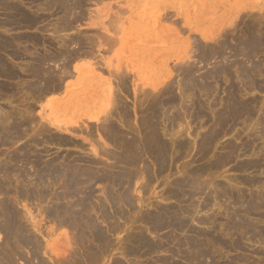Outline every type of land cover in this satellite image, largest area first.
Segmentation results:
<instances>
[{
    "label": "rangeland",
    "instance_id": "obj_1",
    "mask_svg": "<svg viewBox=\"0 0 264 264\" xmlns=\"http://www.w3.org/2000/svg\"><path fill=\"white\" fill-rule=\"evenodd\" d=\"M11 1L16 2V0ZM17 1L20 5L17 2L15 5H18L20 9L22 6L23 12L30 19L32 18L33 22L25 24L24 27L21 25L22 28H19L17 22L14 21L16 17L10 19V14L7 17L3 14L5 12L0 10V41L7 42L9 40L7 43L17 54H12L11 49L9 51L5 48L2 49L1 45L0 56L5 61L4 63H7V67H10L8 70L14 68L11 71L16 73L19 68L20 70L23 68L22 72L17 71V79H14L16 77L11 78L12 81L0 76V79H6L0 80V84L3 85L1 83L3 81L8 89V91L4 89L6 92L2 91V95H0V117L2 114L21 115L23 116L21 120L24 121L30 115L31 117H29L33 118V123L30 125L34 129L28 124L22 123L24 126L21 124L20 129L23 127L26 129V131H22L24 137L20 141H15V144L11 143L6 147L0 146V164L6 162L4 155L17 154L20 148L24 154L21 159L25 164L19 163L18 166L24 168L27 166V170H25L31 174L32 163H36L38 167V155L42 162H49L53 159L61 161L65 155L81 156L88 160L89 156L92 157L89 151L91 144L97 149L98 145H104L105 150L119 154L120 149L107 139V135H104L105 133L102 131L103 128L100 129L101 124L97 122L89 125L88 121H85L86 115H83L103 117L102 108L91 105L83 98L88 97L90 101L94 100L93 102L97 103L99 99H102L99 91L103 88L106 89V86L107 89L117 86L118 98H120L119 107L128 108L126 114L121 112L118 117L114 116V120H112L114 127L118 126L116 129L127 140L130 137L141 138L144 135L146 137L143 139L146 140L149 135V131L146 130L154 128L155 132H158L156 133L157 139L162 140L158 139L162 142V149L161 151L156 148L146 150L149 156L146 155V152L144 156H141L140 159L136 158L134 161H131L132 157L122 151H120L124 154L122 162L116 163L114 159H108L102 155L95 157L98 164L91 165V169L98 175L110 174L111 178L119 179L120 176L124 178L125 173L134 174L130 184L124 182L120 186L121 188L111 186L112 184L108 183L111 181L110 179L106 180L108 184L103 181L88 185V188L90 186L89 189L93 190L94 196L91 204L100 205V207L102 205L101 208L104 207L103 209L107 212L104 211V213L109 216H104L105 219L99 218L97 207L91 205L96 211L89 210L90 215L93 217L96 213L99 214H96L93 219L96 220L99 230L108 237L110 243V245H106V247L108 246L107 249L105 247L106 250L103 249L104 255L102 253L96 263L89 261L85 254L86 248L92 246L93 249L95 244L86 243V240L80 242L77 232L69 228L67 224H63L62 219H48L46 216L43 218V212L40 213L42 217L38 215V208L45 207L47 209L50 205V207H54L55 201L54 199L44 200L46 206L45 202L42 203L43 206L41 203L39 204L41 206L38 205L34 197L40 187L34 185L35 172H33L32 178L29 176L31 174H28V178L30 177L28 180L33 182L27 180L26 184L20 179L19 181L17 177L1 175L0 183L2 184L0 186L2 185L1 187L5 191V198L0 195V200L5 199L8 203L10 202L9 204L16 211L17 220L23 226L26 236L32 241L31 246H21L23 249H16L17 252L14 254H18L17 257L20 258L19 261L16 260L15 264H27V262L28 264H38V260L41 261V264H115L114 262H118L116 264H161L164 259H172L170 251L179 254L182 252L183 256L184 254L186 257L189 256L187 253H192L193 240L195 245L203 249L206 248L211 253L210 255H213L214 262L217 264H226L225 261L229 262V260L238 258L241 262L232 264H264V259H260L264 254V241L263 238H259L261 237L259 234L264 232V137L262 138L261 135V131H264V0H56L55 5L51 7L48 5L49 0ZM75 1L80 2L81 16L73 20L75 18L73 14H66L62 7L66 4H68L67 6L74 4ZM7 2L9 1L7 0ZM78 12L76 11L77 14ZM77 14L76 16H78ZM65 21H72L71 26L66 27L67 30L62 27ZM249 32L258 37L260 47L257 48L261 49L257 50L256 47L250 49L249 57L251 59L243 55L244 50L240 43L245 41V35ZM202 35H205L206 39L201 37ZM24 37L26 38L24 39ZM70 37H75L76 40L75 44L70 46V50H74L76 54L79 51L76 55L78 57L75 58L74 55L72 58L68 69L71 73L70 76L63 78L58 91L49 92L43 98L38 99V91H36L38 89L29 87L34 84L38 87V78L34 79L29 74V68L31 69L35 65H33L35 56L37 58V56L55 55L58 51H56L59 46L58 40H63V38L67 40ZM3 38L7 40H3ZM21 39L22 41H19ZM37 39H39L38 44L36 43ZM109 39L111 40L109 41ZM50 43L52 46L49 45ZM254 49H256L255 52ZM217 51L218 54H215ZM74 59L76 60L74 61ZM48 65L54 73H59L60 67L58 66H61V61ZM82 65L86 67L89 65L91 69H94V72L90 76L88 74L85 77H79L76 72H73V67ZM242 67L249 73L246 77L243 75ZM255 67L258 68L254 69ZM121 74L123 77L120 76ZM211 75L214 78H211ZM162 76H165V79H162ZM31 78L34 81H31ZM66 86L69 88V95H66L68 91ZM160 86L168 87H164L165 94L163 92L162 95H155L156 91L154 92L153 88L158 89ZM21 87H24V90ZM25 87L29 89H25ZM147 90L149 93H154L153 96L151 94L149 96ZM3 92H5L4 96ZM147 94L148 97H146ZM230 96L231 99L234 98V102H231ZM70 97L71 103L65 104L66 99ZM98 97L100 98L98 99ZM49 101H54V104L46 107L45 105ZM57 103L62 104L56 105ZM154 103L157 104V108L161 106L162 109L160 107L158 111H155L154 117L150 118V111H152L150 108ZM28 110L30 111L28 112ZM157 112L163 116L160 113L157 115ZM40 117L56 123L68 122L67 126L76 125L78 122V126L80 125L83 130L86 125L88 129L84 133L72 134L49 127L53 136L66 139L68 144L54 145L43 142L39 145V148L42 149L38 150V131L36 130H38ZM143 119L147 120L148 124ZM123 125L125 126L123 127ZM135 131L142 133L138 132V135ZM85 132H89L90 135L87 136ZM25 133L27 134L25 135ZM41 137L45 138V135ZM34 139H37L36 142H32ZM160 152L167 156L163 155L165 157L163 158ZM154 153L157 154L154 156ZM160 155L163 159H159ZM1 158H4L3 162ZM55 160L53 161L57 164L59 161ZM161 160H166V162ZM127 162L128 164H126ZM207 184L208 186H206ZM46 186L48 187L45 188ZM46 186L40 189H46L45 192L54 194L62 192L60 180L54 182L53 185ZM20 187L32 192L33 195L29 200L16 197V192L13 191ZM189 187L195 191L196 188H199V191L192 193L193 190ZM123 189L126 191L124 192ZM127 192L129 193L128 197L133 199L132 207L128 206L120 196V193ZM105 193L106 195L111 193L116 198L114 206L108 205ZM6 194L9 196L7 197ZM202 204L205 207H202ZM197 205H201L202 208L198 206L199 209L196 210ZM247 205L251 207L250 212L245 209ZM45 208L41 211H44ZM165 208L175 210L174 213L178 216L181 212L182 219L178 220L182 221V223L179 222L181 226L183 225L182 227L177 219H175V223L174 219H169L170 214L167 215L169 211L167 212L168 209ZM191 208H194L196 212L191 211ZM188 209L190 213L189 211L185 213ZM232 209H239L238 212L242 219H231V217L227 219L226 211L231 212ZM30 213L32 216L29 215ZM187 214L192 218L193 214L194 217L197 215L200 219L196 217V219H190L191 217ZM157 215L163 219L158 221L160 219H155ZM156 220L159 224L162 222L164 225L158 224L161 228L158 227ZM240 220H243L245 226L247 225L246 229L235 227L236 230H226V225H232L234 222L233 225H237ZM61 222L62 224H60ZM176 224L181 230L176 228ZM196 235L200 236L196 237ZM143 240H146L145 243ZM178 240L188 243L191 240L192 242L189 243L190 245H186L187 242H184L179 247L178 244H174L178 243L176 242ZM211 240L216 243H211ZM74 242L79 244H74ZM81 244L82 246H78ZM86 244L88 247L85 246ZM142 244L147 248L141 246ZM184 244L186 246H183ZM188 245L191 247L189 248ZM4 246L6 247L3 242V234H0V249L10 253L11 251H7L8 248ZM130 247L131 250H135L137 253L139 250L142 254L140 252L134 255L122 254V251L129 250ZM95 248L94 250L98 251ZM178 248H181V251ZM86 258L89 262H85ZM174 258L173 262L176 264H193L191 260L190 263L187 261L188 258Z\"/></svg>",
    "mask_w": 264,
    "mask_h": 264
},
{
    "label": "bare ground",
    "instance_id": "obj_2",
    "mask_svg": "<svg viewBox=\"0 0 264 264\" xmlns=\"http://www.w3.org/2000/svg\"><path fill=\"white\" fill-rule=\"evenodd\" d=\"M9 2H7V0H0V10H2L3 12H5V13H3V14H5L7 17H8V15L10 14L11 16L9 17L10 19H14L15 17V19L16 20H14V21H16V22H13L14 24L16 23L17 24V26H19V28L21 27V25H23V27L25 26V24H27V23H30L32 20V18L30 19V17L29 16H27L23 11L24 10H22L23 9V7L21 6V8L22 9H20V7L18 6V5H15L16 4V2H17V4H19L20 5V3H18V1L16 0V2L14 1H11V0H8ZM32 1V0H31ZM56 0H49V2H48V5L51 7V6H53V5H55V2ZM58 1V0H57ZM74 1V0H73ZM77 1H80V0H77ZM77 1H75V3L74 4H69V6H67L68 4H66L65 6H61L63 9H64V11H65V13L67 14H69V15H72L73 14V17H75L73 20H75L76 18H78L79 16H81V12H80V6H79V3L77 2ZM11 2H13V3H11ZM21 2V1H20ZM26 2V1H25ZM27 3V2H26ZM44 3V2H43ZM61 3V2H60ZM63 3V2H62ZM22 4V3H21ZM64 4V3H63ZM62 4V5H63ZM23 5V4H22ZM48 5H46L47 7H48ZM61 5V4H60ZM25 6V5H24ZM49 7V8H50ZM60 7V8H61ZM53 8V7H52ZM78 10H79V12H78ZM51 11V10H50ZM76 11L78 12V14L76 13ZM7 13V14H6ZM76 14L78 15V16H76ZM75 15V16H74ZM12 17V18H11ZM93 17V16H92ZM166 17V16H165ZM8 18V19H9ZM7 19V18H6ZM34 20V19H33ZM66 20V19H65ZM162 20V19H161ZM1 21V20H0ZM8 21V20H7ZM13 21V20H12ZM63 21V20H62ZM4 22V21H3ZM33 22V21H32ZM66 22V21H65ZM64 22V24H63V29H64V27L66 28V27H70L71 25L70 24H72V21H69V22H66L65 23ZM73 23H74V21H73ZM3 24V23H2ZM6 24V23H5ZM35 24V23H34ZM3 26H6V25H3ZM11 26V25H10ZM30 26V25H29ZM33 26V25H32ZM32 26H30V27H32ZM74 26V25H73ZM250 26V25H249ZM263 26V25H262ZM28 27V26H27ZM22 28V27H21ZM45 29H46V27H45ZM47 29H49V28H47ZM68 28H66V30H67ZM59 30V29H58ZM55 31V30H54ZM94 31V30H93ZM65 35V34H64ZM3 36V35H2ZM82 36H84V35H82ZM205 35H202L201 37H203V38H205L204 37ZM246 38H245V41L243 40L242 42H240L241 43V45H242V47H243V49L242 50H244L243 52V55H245V56H247V57H249L250 56V49H252V48H257L258 46L260 47V41H259V39H258V37H256L253 33H246ZM244 36V37H245ZM35 37V36H34ZM63 37V36H62ZM61 37V38H62ZM102 37V36H101ZM1 38V37H0ZM15 38H16V36H15ZM26 37H24V39H25ZM50 38H52V37H50ZM75 37H70V39H67V40H64V38H63V40L62 39H59L58 40V42H59V46H58V48L56 49V51H57V53H55V55H51V56H37V58H36V56H35V60L34 59H32V60H34L35 62H33V68L31 67V69L29 68V70H30V73L29 72H27V73H29V74H31L32 75V77H34V79L36 78H38V87H37V85L36 84H34L33 86H29V87H31V88H33V89H38V90H36V91H38V99H40V98H43L47 93L49 94V92H53L54 90L56 91H58V87L60 86V83L62 82V80H64L63 78L65 77H67L68 75L70 76V71L68 70L69 68H70V64H71V62H72V58L74 57V55H75V58H77L76 57V55H78V52H77V54H76V52L74 51V50H70L71 48H70V46H72V45H74L75 44V42L74 41H76L75 39H74ZM107 38V37H106ZM110 38V37H109ZM31 39V38H30ZM206 39V38H205ZM3 40H7V39H4L3 38ZM15 40V39H14ZM27 40V39H26ZM34 40H35V38H34ZM38 41H36V43L37 42H39V39H37ZM54 40H55V38H54ZM111 39H109V41H110ZM2 41V40H1ZM0 41V42H1ZM9 41V40H8ZM7 41V42H8ZM19 41H22V39L21 40H19ZM48 41V40H47ZM247 41H248V43H247ZM3 42V43H2ZM1 43H0V46L2 47V49L3 48H5V49H8V51H9V49H11V47L9 46V44L6 42V41H2ZM25 42V41H24ZM91 42V41H90ZM93 42V41H92ZM22 43V42H21ZM36 43H34V44H36ZM115 43V42H114ZM19 44V43H18ZM38 44V43H37ZM96 44V43H95ZM247 44V45H246ZM49 45H51V43L49 44ZM111 45H113V44H111ZM226 45V44H225ZM20 46V45H19ZM18 46V47H19ZM22 46V45H21ZM52 46V45H51ZM81 47V46H80ZM218 47V46H217ZM220 47V46H219ZM227 47V46H226ZM93 48V47H92ZM222 48H224V45H222ZM1 49V50H2ZM4 49V50H5ZM221 49V48H220ZM227 49H231V48H227ZM259 48H257V50H258ZM12 50V49H11ZM237 50V49H236ZM255 50L256 49H254L253 51L255 52ZM259 50H261V49H259ZM12 52V54H14V55H17L13 50L11 51ZM21 52V51H20ZM44 52V51H43ZM42 52V53H43ZM257 52V51H256ZM41 53V54H42ZM89 53V52H88ZM44 54V53H43ZM215 54H218V51H217V53H215ZM219 55H220V53H219ZM243 57V56H242ZM0 59H2L1 58V56H0ZM5 59V58H4ZM14 59V58H13ZM16 59V58H15ZM14 59V60H15ZM19 59V58H18ZM248 59H251L250 57L248 58ZM76 59H74V61H75ZM78 60V59H77ZM80 60V59H79ZM245 60H246V58H245ZM58 61H61V66H58V67H60V69H59V73L58 74H56V73H54V71L52 70V68L51 67H49V65L48 64H52V63H56V62H58ZM249 61V60H248ZM5 61L2 59V60H0V76H3V77H5V78H7V79H9V80H11L12 81V79L11 78H14V77H16V78H14V79H17L18 78V72L17 71H19L20 70V68H19V70H17L16 71V73H15V71L13 72V71H11V69L13 70L14 68H11L10 70H8V68H10V67H7L8 65H6L5 63H4ZM239 62V61H238ZM250 62V61H249ZM13 63V62H12ZM10 64V63H9ZM30 64H31V62H30ZM184 65V64H183ZM13 66V65H12ZM252 66H253V64L251 65V68H252ZM46 67V68H45ZM47 67H49V68H47ZM86 66L85 65H82V66H79V67H76V66H74L73 67V72H76L77 74H78V76L79 77H85V75H88V76H90V74H92L93 72H94V69H91L90 68V66L88 65L86 68H85ZM244 67V66H243ZM242 67V69H243V75H244V77H246V75H249V73H247V71L244 69ZM26 68V67H25ZM50 68H51V70H50ZM258 68V67H257ZM256 67L254 68V69H257ZM241 69V68H240ZM242 69H241V71H242ZM253 69V70H254ZM16 70V69H15ZM22 71H23V68L21 69ZM20 70V71H21ZM28 70V69H27ZM97 70V69H96ZM225 70V69H224ZM21 71V72H22ZM194 71V70H193ZM255 72H256V70H255ZM259 72V71H258ZM54 73V74H53ZM20 74V73H19ZM22 74H24V73H22ZM26 76H27V74H26ZM30 76V75H29ZM120 76H122L123 77V75L121 74ZM212 76V75H211ZM210 76V77H211ZM238 76V75H237ZM165 77V76H164ZM163 76H162V79H165ZM193 77V76H192ZM5 78H2L3 80H6ZM89 78H91V77H89ZM117 78H118V75H117ZM117 78H116V80H117ZM121 78V77H120ZM211 78H214L213 76L211 77ZM228 78V77H227ZM249 78V77H248ZM2 79H0V80H2ZM13 79V80H14ZM20 79V78H19ZM119 79V78H118ZM250 79V78H249ZM8 80V81H9ZM33 79L31 78V81H32ZM187 80H190V79H187ZM208 80H209V77H208ZM241 80V79H240ZM244 80V82H245V79H243ZM34 81V80H33ZM126 81V80H125ZM192 81V80H191ZM250 80H248V82H249ZM6 82V81H5ZM36 82V81H35ZM189 82V81H188ZM251 82V81H250ZM3 85H1V88H0V95H2V91H5L4 89H7L6 87V83L4 84L3 83V81L1 82ZM118 83H119V81H118ZM26 84H28V83H26ZM25 84V86H27ZM120 84V83H119ZM204 84V83H203ZM251 84V83H250ZM7 85H8V83H7ZM23 85H24V83H23ZM114 85V84H113ZM185 85V84H184ZM22 86V85H21ZM35 86V87H34ZM121 86V85H120ZM162 86H163V84H162ZM162 86H160V88L162 87ZM168 86V85H167ZM167 86H164L165 88L167 87ZM245 86V85H244ZM8 87H9V85H8ZM28 87V86H27ZM164 87H162L161 89L160 88H156V87H154L153 88V91L155 92L156 91V93H155V95L156 94H161V93H163L166 89L164 88ZM190 87V86H189ZM204 87H206V86H204ZM11 88V87H10ZM10 88H9V90H10ZM12 88H13V86H12ZM11 88V89H12ZM20 88V87H19ZM18 88V89H19ZM22 88V87H21ZM24 88V87H23ZM22 88V89H23ZM168 88V87H167ZM185 88V87H184ZM207 88V87H206ZM247 88V87H246ZM25 89H29V88H26L25 87ZM66 89L68 90L67 91V94L66 95H69V93H70V91H69V88H68V86H66ZM193 89V88H192ZM191 89V90H192ZM232 89V88H231ZM13 90V89H12ZM24 90V89H23ZM31 90V89H30ZM29 90V91H30ZM189 90V89H188ZM7 91H8V89H7ZM11 91V90H10ZM32 91V90H31ZM35 91V90H34ZM148 91V90H147ZM199 91V90H198ZM6 92V91H5ZM5 92H3V96H4V93ZM23 92H25V91H23ZM100 92V95H101V97H102V99L100 100L99 98L100 97H98V102L97 103H95V102H93V101H90V99L87 97V98H83V99H85V100H87L91 105H93V106H95V105H97L99 108H102V113H103V117H98V116H96V115H90V114H83V115H86L85 117H86V120L85 121H88V124L89 125H92V124H95V123H97V122H99L101 125H100V129L101 128H103V132L105 133L104 135H107V139L112 143V144H114L115 146H117V148L118 149H120V151H122V152H124L125 154H127L128 156H130V157H132V160L131 161H134L136 158L138 159H140V157L141 156H144V153H146L147 151L146 150H149V149H152V148H156V149H158L159 151H161V149H162V142H160L158 139H160V138H158L157 139V134L156 133H158V132H155V129L154 128H150V130H146V131H149V135H148V138H146V140L145 139H143V137L145 138L146 137V135H144V136H142L141 138H135V137H130V139L128 138V140L126 139V137L125 136H123V134L122 133H120V131H118L116 128H118V126L115 128L114 127V125L112 124V120H114V116H116V117H118V115H120L121 114V112H124L125 114H126V110H128V108L127 107H119V105H120V101H119V99L120 98H118V95H119V93H118V88H117V86L116 87H109L108 89H107V86H106V89H102L101 91H99ZM54 93V92H53ZM147 93V92H146ZM167 93V92H166ZM204 93V92H203ZM206 93V92H205ZM209 93V92H208ZM144 94V93H143ZM148 94H149V96H150V94L153 96V94L154 93H149V91H148ZM148 94H147V96L146 97H148ZM164 94H165V92H164ZM96 95V94H95ZM95 95H93V96H95ZM154 95V96H155ZM162 95V94H161ZM2 96V97H3ZM158 96V95H157ZM166 96V95H165ZM233 97H234V95H232ZM67 97V96H66ZM156 97V96H155ZM159 97V96H158ZM26 98V97H25ZM230 99H231V96L229 97ZM228 98V99H229ZM93 99V98H92ZM152 99V98H151ZM154 99V98H153ZM169 99H171V98H169ZM71 97L70 98H68V99H66V101L64 102L65 104H67V103H71ZM149 100V99H148ZM163 100V99H162ZM167 100V99H166ZM197 100V99H196ZM200 100V99H199ZM233 100V101H232ZM153 101H155V100H153ZM171 101V100H170ZM100 102V103H99ZM231 102H234V98L233 99H231ZM236 102V101H235ZM30 103V102H29ZM140 103V102H139ZM167 103H168V100H167ZM31 104V103H30ZM52 104H54V101H49L48 103H47V105H45L46 107H48V106H50V105H52ZM58 104H62V103H57L56 105H58ZM138 104V103H137ZM142 104V103H141ZM229 104V103H228ZM234 104V103H233ZM235 104H237V103H235ZM159 105H161V104H159ZM230 105H231V103H230ZM229 105V106H230ZM28 106V105H27ZM226 106V105H225ZM228 106V105H227ZM161 107V106H160ZM159 106H158V108H157V104L156 103H154L153 105H152V107L150 108V110H152V111H150V118L152 117H154V113H155V111H158L159 110V108H160ZM125 108H127V109H125ZM146 108V107H145ZM28 109V108H27ZM54 109H55V106H54ZM160 109H162V107L160 108ZM164 109V108H163ZM120 110V111H119ZM30 110H28V112H29ZM143 111V110H142ZM162 111V110H161ZM164 111V110H163ZM17 112V111H16ZM229 112V111H228ZM12 113V112H11ZM144 113V112H143ZM158 113H160V112H157L156 114L158 115ZM9 114V113H8ZM17 114V113H16ZM19 114V113H18ZM164 114V113H163ZM0 115H1V113H0ZM123 116H124V114H122ZM156 115V116H157ZM160 115H162L161 113H160ZM27 116V115H26ZM30 116V115H29ZM29 116H27V118L23 121V120H21L22 118L21 117H23V116H21V115H17V116H15V115H13V114H9V115H3L2 114V116L0 117V146H3V147H6L8 144L10 145L11 143L13 144L15 141L17 142V141H20L21 140V138L22 137H24V134L22 133V131L24 132V131H26V129L24 128H22V129H20V126H21V124L23 123H25L26 125L28 124V125H30V124H32L33 122H32V119L29 117ZM163 116V115H162ZM130 117V116H129ZM161 117V116H160ZM124 118V117H123ZM128 118V117H127ZM133 118V117H132ZM147 118H149V117H147ZM143 120H145V119H143ZM83 121V120H82ZM81 121V122H82ZM93 121V122H92ZM145 121H147V120H145ZM144 121V122H145ZM150 121H151V119H150ZM153 121V120H152ZM116 122V121H115ZM155 122V121H154ZM68 122H66V123H64V124H62V123H56V122H54V121H50V120H45V119H43L42 117H40V121H38V130H36V131H38L37 133H38V150H41L40 148H39V145L41 144V143H43V142H45V143H52V144H54V145H65V144H68V142H66V139L64 140V139H61L60 137H56V136H53L51 133H50V131H49V127H52V128H54L55 130H57V131H63V132H68V133H72V134H78V133H84V131L86 130V129H88V126L86 125L84 128H85V130H83L81 127H80V125L78 126V122L76 123V125H66ZM80 123V122H79ZM121 123V122H120ZM156 123V122H155ZM154 123V124H155ZM22 124V126H24ZM47 126H46V125ZM130 124V123H129ZM138 124V123H137ZM145 124V123H144ZM147 124H148V121H147ZM154 124H153V126H154ZM34 125V124H33ZM141 125V124H140ZM156 125V124H155ZM31 126V128H33L32 127V125H30ZM99 126V125H98ZM125 125H123V127H124ZM139 126V125H138ZM147 126H149V127H151L152 125H147ZM258 126V125H257ZM127 127V126H126ZM146 127V126H145ZM149 127H147V128H149ZM91 128V127H90ZM120 128V127H119ZM147 128H145V129H147ZM34 129V128H33ZM37 129V128H36ZM140 129V128H139ZM145 129H143V130H145ZM134 131V130H133ZM160 131V130H159ZM32 132V131H31ZM92 132V131H91ZM135 132H137V131H135ZM139 132V131H138ZM137 132V133H138ZM161 132V131H160ZM36 133V134H37ZM86 133V132H85ZM125 133V132H124ZM140 133V132H139ZM139 133H138V135H139ZM142 133V132H141ZM140 133V134H141ZM27 133H25V135H26ZM34 134V133H33ZM127 134V133H126ZM29 135H30V133H29ZM28 135V136H29ZM45 135V138H43V137H41V136H44ZM86 135L87 136H89L90 135V133L89 132H87L86 133ZM103 135V136H104ZM128 135V134H127ZM161 135V134H160ZM261 135H262V138L264 137V131H261ZM33 135H31V137H32ZM102 136V137H103ZM164 136V135H163ZM31 137H30V140H31ZM41 137V138H40ZM125 137V138H124ZM137 137V136H136ZM33 138V137H32ZM26 139V138H25ZM28 139V138H27ZM23 140V139H22ZM33 140V139H32ZM37 140V139H36ZM36 140L34 139V141H32V142H36ZM161 140V139H160ZM162 141V140H161ZM23 142V141H22ZM88 142H90V140H88ZM109 142V143H110ZM99 143V142H98ZM15 144V143H14ZM17 144V143H16ZM113 145V146H114ZM76 146V145H75ZM165 146H166V143H165ZM13 147V146H12ZM46 148V147H45ZM10 149V148H9ZM19 149V148H18ZM122 149V150H121ZM179 149H181V148H179ZM89 151H90V153H91V155H92V157H90L89 156V158H88V160H87V158H83V157H72V156H68V155H65V156H63L62 157V160L60 161V160H55V159H53V160H55V161H59V162H57V164L53 161V160H50L49 162L48 161H41V159L39 158L40 156L38 155V167L36 166V163H32V165H31V168L33 169L32 170V174H33V172H35V179L33 180L35 183H34V185L36 184L38 187H42V188H44V186H46V185H48V184H52L53 185V183L54 182H56L57 180H60V182H61V187H62V192L60 193V194H54V193H50V192H45V190H43V189H38V193L36 194V196L38 197H34V198H36L35 200L38 202V205L41 203V205H42V203H44L45 202V206L47 205L46 204V201H44V200H52V199H54V201H55V203H53L52 205L54 206V207H50L51 205L48 203V202H50V201H48L47 203L50 205V206H48L49 208H45V210L43 211H41V209H44V208H42V207H40V208H38V215L40 216L41 214H42V212H43V215H44V217L43 218H45V216L48 218V219H62L61 221L63 222V224H67V226L69 227V228H71L72 230H75L76 232H77V237H78V240L80 241V242H82L83 240H86V243H88V242H90V243H93V244H95V247L98 249V251H95L94 250V248L92 249V246H91V244H89L91 247H88L87 246V244L85 245V246H87L88 248H86V247H84V248H86V256H87V258H89V261H91V262H97L98 261V259H100L101 257V255H102V253L104 252L103 251V249L104 250H106L107 249V247H106V245H110V243H109V241H108V237L106 236V235H104L102 232H101V230H99V226H98V224L96 223V220L95 219H93V217L97 214H95L93 217L90 215V213L91 212H89V210H93V207L92 206H94V207H97V211L99 212V214H97V215H99V218L101 217V218H104V216H107L106 215V210L105 209H103V208H101L102 207V205H101V207H100V205H98V206H96V205H92L91 203H92V198H94V196H93V193H92V191L93 190H90L89 188H90V186H89V188H88V185L89 184H92V183H94V184H96V183H102L103 181H105L106 183H107V181L106 180H108V179H110L111 181L110 182H108L109 184H112L111 186H115V187H120V186H122L123 185V183L124 182H127L128 183V185L130 184L129 182L134 178L133 177V175H131V173L129 172L128 174H126L125 173V177L124 178H122V176H120V175H118V176H120L121 178H111V175L109 174V175H107V174H100V175H98L97 174V172H94L91 168H92V166L94 165V164H98V161H96L95 160V157L97 156H100V155H102V156H104V157H107L108 159H114L115 161H116V163L117 162H122V159L124 160V154L122 153V152H120L119 151V154H117V153H112V152H110V151H107V150H105V146L103 145V146H101V145H98V149L96 148V147H94L92 144H91V147L89 148ZM155 152H156V150H154ZM158 151V152H159ZM166 151V150H165ZM164 151V152H165ZM173 151V150H172ZM182 151V150H181ZM163 152V151H162ZM162 152H160V154L162 153ZM151 153V152H150ZM15 153H13V155H9V156H7V155H4V157L6 156V159H4L6 162H3V159H2V162H3V164L0 166V176L1 175H4V176H13V178L14 177H17L18 178V180L20 179L21 180V182H23L24 184H26V181L32 176L33 177V175L31 174V173H28V171H26L27 169V166H26V168H24V167H22V166H18V164L20 163V164H25V163H23L24 161L21 159V157H23L24 156V154L22 153V149L20 148L19 150H18V152H17V154H15ZM23 154V155H22ZM155 154H157V153H154V156H155ZM30 155V154H29ZM146 155L147 156H149L148 155V152L146 153ZM159 155V154H158ZM162 155V157H163V155L165 156V153L164 154H161ZM161 155H160V158L159 159H163V158H165V157H161ZM59 156V155H58ZM150 156H152V155H150ZM148 158V157H147ZM25 159V158H24ZM153 159V158H152ZM34 160V159H33ZM113 160V162L115 163V161ZM161 161H163V160H161ZM1 162V163H2ZM30 162V161H29ZM35 162V161H34ZM125 162V161H124ZM123 162V163H124ZM137 162V161H136ZM135 162V163H136ZM163 162H166V160L165 161H163ZM31 163V162H30ZM132 164H134V162H131ZM130 163V164H131ZM126 164H128V162L126 163ZM131 164V165H132ZM162 164V163H161ZM92 165V166H91ZM106 165H108V164H106ZM105 165V166H106ZM109 166V165H108ZM30 167V166H29ZM163 167V166H162ZM240 167V166H239ZM30 168V169H31ZM110 168V167H109ZM145 168V167H144ZM26 169V170H25ZM28 174H31V175H29L30 177L28 178ZM122 175V174H121ZM3 176V177H4ZM113 176V175H112ZM31 177V178H32ZM8 178V177H7ZM16 178V179H17ZM4 179V178H3ZM6 179V178H5ZM11 179V178H10ZM6 180H8V179H6ZM13 180V179H12ZM17 180V181H18ZM19 180V181H20ZM10 181V180H9ZM8 181V182H9ZM32 180L31 181H29L28 180V182H33ZM3 182V181H2ZM7 182V181H6ZM38 184H37V183ZM104 182V183H105ZM133 182V181H132ZM131 182V183H132ZM11 183V182H10ZM22 183V184H23ZM46 183H48V184H46ZM107 183V184H108ZM0 184H2V183H0ZM6 184V183H5ZM9 184V183H8ZM21 184V185H22ZM46 184V185H45ZM56 184V183H55ZM192 184V183H191ZM15 185V184H14ZM32 185V184H31ZM187 185V184H186ZM185 185V186H186ZM190 185V184H189ZM2 186V185H1ZM0 186V195L1 196H4L5 195V191L2 189V187ZM10 186H11V184H10ZM24 186V185H23ZM26 187H28L29 185H25ZM93 186V185H92ZM193 186L195 187V184L193 183ZM206 186H208V184L206 185ZM5 187V186H4ZM16 187V186H15ZM19 187V186H18ZM22 187V186H21ZM21 187H20V189L19 188H15L16 189V191H13V192H16V197L18 198V199H22V198H24L25 200L26 199H30V197H32V192L30 193L27 189H21ZM48 186H46L45 188H47ZM54 187V186H53ZM60 187V186H59ZM182 187V186H181ZM187 187V186H186ZM190 187H192V185H190ZM189 187V188H190ZM194 187H192L193 189H194ZM196 187H197V184H196ZM217 187V186H216ZM8 187H6V189H7ZM12 188V187H11ZM121 188V187H120ZM128 187H126V189H127ZM210 188V187H209ZM219 188V187H218ZM5 189V188H4ZM9 189V188H8ZM14 189V188H13ZM14 189V190H15ZM34 189V188H33ZM50 189H51V187H50ZM49 189V190H50ZM191 189V188H190ZM193 189H191V190H193ZM199 188H196V191L198 190ZM206 189V188H205ZM208 189V188H207ZM217 189V188H216ZM128 190V189H127ZM218 190V189H217ZM47 191H48V189H47ZM52 191V190H51ZM123 191H124V189H123ZM126 191V190H125ZM124 191V192H125ZM195 190H193V192L192 193H195L194 192ZM199 191V190H198ZM11 192V191H10ZM35 192V191H34ZM7 193H8V191H7ZM36 193V192H35ZM35 193H34V195H35ZM107 193V192H106ZM106 193H105V196H106V202H108L109 204L108 205H112V206H114V200H116V198L115 197H113V195H111V193L109 194H107L106 195ZM173 193V192H172ZM182 193V192H181ZM180 193V194H181ZM204 193V192H203ZM202 193V194H203ZM217 193V192H216ZM220 193V192H219ZM10 194V193H9ZM12 194V193H11ZM15 194V193H14ZM121 195V197H123V200H124V202L128 205V206H130V207H132V205L133 204H131V202H132V200L128 197V195H129V193L127 192V193H120ZM128 194V195H127ZM200 194V193H199ZM263 194V193H262ZM123 195V196H122ZM183 195V194H182ZM194 195V194H193ZM204 195V194H203ZM206 195V194H205ZM218 195V194H217ZM228 195V194H227ZM6 196H7V194H6ZM9 196V195H8ZM7 196V197H8ZM15 196V195H14ZM119 196V195H118ZM177 196V195H176ZM186 196H187V194H186ZM6 197V198H7ZM121 197H119L120 199H122ZM189 197V196H188ZM190 197H191V195H190ZM189 197V198H190ZM227 197V196H226ZM4 198H5V196H4ZM17 198H16V200H17ZM196 198V197H195ZM206 198V197H205ZM38 199V200H37ZM105 199V198H104ZM27 200V201H28ZM32 200V199H31ZM119 200V199H118ZM259 200H260V198H259ZM35 201V202H36ZM17 202V201H16ZM94 202V201H93ZM100 201L98 200V203H99ZM205 202V201H204ZM248 202H249V200H248ZM10 203V202H9ZM7 201H5V199H1L0 200V234H3V242H4V244L6 245V247L8 248V250L7 251H11L10 253H8V252H6L5 250L3 251V250H1L0 249V264H15V262H16V260L17 261H19V258L17 257V256H19L18 254H14L15 252H17V250L16 249H20L21 248V246H31L32 244V241L30 240V238L29 237H27L26 236V234H25V232H24V228H23V226L20 224V222L17 220L18 219V215H17V213H16V211L13 209V206L11 207V204H9ZM19 203V202H18ZM24 203V202H23ZM51 203V202H50ZM114 203V204H113ZM197 204V203H196ZM195 204V205H196ZM204 204V203H203ZM202 204V207L204 206ZM207 204H209V203H207ZM250 204V203H249ZM41 205H39V206H41ZM92 205V206H91ZM195 205H192L193 207L195 206ZM258 205H260V204H258ZM43 206V205H42ZM111 206V207H112ZM116 206V205H115ZM198 206H200V208H202L201 207V205H197V207ZM252 206V205H251ZM190 207V206H189ZM188 207V208H189ZM196 207V206H195ZM205 207V206H204ZM253 207V206H252ZM186 208V207H185ZM208 208V207H207ZM237 208V207H236ZM30 209H31V207H30ZM96 209V208H95ZM166 209V208H165ZM168 209V208H167ZM166 209V210H167ZM192 209H194V208H191V211H195V209L194 210H192ZM199 209V207L198 208H196V210H198ZM204 209H206V208H204ZM245 209L248 211L249 210V212L251 211L250 209H251V207L250 206H246L245 207ZM26 210V209H25ZM117 210V209H116ZM171 210V209H170ZM169 209L167 210V212H168V214L167 215H169L170 214V216H169V219H174V223H175V219H177V221H178V223L180 222L178 219H180L182 216H181V212H180V214H179V216L176 214V213H174V211L173 210H171V211H173V212H171ZM202 210V209H201ZM207 211H208V209H206ZM239 210V209H238ZM238 210H236V209H232V211L231 212H228V211H226V218L227 219H230L229 217H231V219H242V217H241V215H239V212H238ZM242 210V209H241ZM94 212L96 211V210H93ZM104 211L106 212V213H104ZM182 211V210H181ZM186 211V210H185ZM189 211V213H190V210L188 209L185 213H187ZM30 212V211H29ZM93 212V213H94ZM183 212V211H182ZM196 212V211H195ZM195 212H193V213H195ZM41 213V214H40ZM28 214V213H27ZM32 213H30L29 215H31ZM161 214V213H160ZM163 214V213H162ZM192 214V213H191ZM110 215V214H109ZM183 215V214H182ZM188 216H189V214H187ZM244 215H245V213H244ZM243 215V216H244ZM253 215H255V214H253ZM23 216H25V215H23ZM32 216V215H31ZM166 216V215H165ZM187 216V217H188ZM36 217V216H35ZM40 217H42V215L40 216ZM107 217H109V216H107ZM107 217H106V219H107ZM189 217H191V216H189ZM196 218H198V219H200L197 215L195 216ZM194 217V214H193V218L191 217L190 219H194L195 218ZM262 217V216H261ZM195 218V219H196ZM219 218V217H218ZM20 219V218H19ZM24 219H25V217H24ZM26 219H28L27 217H26ZM29 219H30V217H29ZM98 219V218H97ZM105 219V218H104ZM109 219V218H108ZM149 219V218H148ZM154 219V218H153ZM155 219H160V220H158V221H161L163 218L161 217V216H159V215H157V217L155 218ZM182 219V218H181ZM180 219V220H181ZM208 219H209V217H208ZM156 220V222H157V225L159 224L158 223V221ZM176 221V222H177ZM243 221V220H242ZM241 220L237 223V225L235 224V225H233L232 223V225H230V224H228V225H226V230L227 231H231V230H234L235 229V227L236 228H244V229H246L245 227L247 226H245V224L242 222ZM60 222V221H59ZM62 222L60 223V224H62ZM205 222V221H204ZM180 223H182V221L180 222ZM180 223H179V225H180ZM206 223V222H205ZM210 223V222H209ZM112 224H114V223H112ZM155 224V223H154ZM160 224H162V225H164L162 222L160 223ZM159 224V225H160ZM156 225V224H155ZM154 225V226H155ZM157 225L155 226V227H157ZM158 225V227H160ZM173 225V224H172ZM177 225V226H176ZM175 226H176V228L178 227V224H176ZM207 225V224H206ZM251 225V224H250ZM254 225V224H253ZM175 226H173L174 228L173 229H175ZM183 226V225H182ZM181 225H180V227H182ZM113 227V226H112ZM180 227H178L177 229H179ZM249 227V226H248ZM248 227H247V231H248ZM251 227V226H250ZM114 228H117V227H114ZM161 228V227H160ZM156 229V228H155ZM154 229V230H155ZM172 229V230H173ZM110 230V229H109ZM112 230H114V229H112ZM117 230V229H116ZM115 230V231H116ZM180 230H181V228H180ZM236 230V229H235ZM114 232V231H113ZM246 232V231H245ZM253 232V231H252ZM198 233V232H197ZM239 233V232H238ZM257 233H260V232H257ZM199 234V233H198ZM229 234V233H228ZM236 234V233H235ZM252 234V233H251ZM254 234V233H253ZM263 234H264V232H261L259 235H261V237H259V238H263V241H264V236H263ZM247 235H248V233H247ZM256 235V234H255ZM133 236V235H132ZM131 236V238L133 239V237H135V236H133L132 237ZM199 237L200 235H196V237ZM217 236V235H216ZM254 236V235H253ZM252 236V237H253ZM75 237V236H74ZM245 237V236H244ZM249 237H251V236H249ZM128 238L130 239V236H128ZM138 238V237H137ZM254 238V237H253ZM64 239H65V237H64ZM131 239V241L133 242V240ZM136 239V238H135ZM145 239V238H144ZM199 239V238H198ZM257 238H255V240H256ZM261 239H258V240H261ZM65 240H67V239H65ZM112 240V239H111ZM110 240V241H111ZM175 240H177V239H175ZM175 240H173L174 242H175ZM202 240V239H201ZM206 240V239H205ZM217 240V239H216ZM215 240V241H216ZM78 241V242H79ZM134 241H136V240H134ZM144 241V240H143ZM146 241V240H145ZM145 241H144V243H145ZM172 241V240H171ZM203 241V240H202ZM224 241V240H223ZM257 241V240H256ZM78 242H76V243H78ZM130 242V241H129ZM140 242H142L141 240H140ZM176 242H178V243H174V244H178V246L180 247V244H183L185 241H176ZM187 242V241H186ZM185 242V243H186ZM190 242H192L191 240H190ZM189 242V243H190ZM194 240H193V243L191 244L192 245V253L191 254H188L187 253V255H189V256H185V254H184V256H183V253L181 252L180 254L179 253H177V252H174V251H168L169 253H170V256H171V258L172 259H169V260H165L164 259V261H162L161 262V264H176L175 262H173L174 261V257H180V258H185V259H187L188 258V262L191 260L192 262H193V264H214V263H216L217 264V262H214V259H213V255L211 256L210 254L211 253H209L208 251H207V249L206 248H200V246H198V245H195L194 244ZM213 241L211 240V243H212ZM75 242H74V244H76ZM131 243V242H130ZM139 243V242H138ZM188 242L186 243V245L187 244H189ZM213 243H216V242H213ZM218 243V242H217ZM237 243V242H236ZM263 243V242H262ZM79 244V243H78ZM92 244V245H93ZM195 246H194V245ZM197 244V243H196ZM207 244V243H206ZM210 244V243H209ZM231 244V243H230ZM132 245H134V244H132ZM136 245V244H135ZM146 245V244H145ZM149 245V244H148ZM185 244L183 245V246H186ZM190 245V244H189ZM188 245V246H189ZM203 245V244H202ZM208 245V244H207ZM214 245V244H213ZM218 245V244H217ZM235 245V244H234ZM237 245V244H236ZM34 246V245H33ZM78 246H82V244L81 245H78ZM141 246H143V244L141 245ZM177 246V245H176ZM175 246V247H176ZM177 246V247H178ZM182 246V245H181ZM221 246V245H220ZM233 246V245H232ZM3 247V246H2ZM5 247V246H4ZM5 247V248H6ZM105 247H106V249H105ZM137 247H139V246H137ZM144 247V246H143ZM146 247V246H145ZM144 247V248H145ZM149 247V246H148ZM191 246H189V248H190ZM205 247V246H204ZM216 247V246H215ZM226 247V246H225ZM228 247V246H227ZM12 248H14V249H12ZM95 248V249H96ZM141 248V247H140ZM139 248V249H140ZM147 248V247H146ZM3 249V248H2ZM21 249H23V248H21ZM127 249V248H126ZM132 248L130 247V249L129 250H124V252L122 251V254H138L139 252L141 253V251H139L138 250V253L135 251V250H131ZM154 249V248H153ZM152 249V250H153ZM177 249V248H176ZM178 249H180L179 251H181V248H178ZM259 249V248H258ZM12 250H14V252H12ZM34 250V249H33ZM80 250H81V248H80ZM83 250H85V249H83ZM121 250H123V249H121ZM136 250H137V248H136ZM141 250H142V248H141ZM158 250H160L159 249V247H158ZM206 250V251H205ZM22 251V250H21ZM36 251V250H35ZM151 251V250H150ZM175 251H177V250H175ZM233 251H234V249H233ZM74 252V251H73ZM147 252V251H146ZM167 252V253H168ZM214 252V251H213ZM257 252V251H256ZM260 252V251H259ZM20 253V252H19ZM22 253V252H21ZM20 253V254H21ZM142 254V253H141ZM145 254H147V253H145ZM81 255V254H80ZM84 255V254H83ZM83 255H82V257H83ZM103 255H104V253H103ZM148 255V254H147ZM182 255V256H181ZM217 255V254H216ZM219 255H221V254H219ZM85 256V255H84ZM215 256V255H214ZM224 256V255H223ZM262 256L264 257V254H262ZM98 257H100V258H98ZM157 257V256H156ZM263 257H261L260 259H264ZM22 258V257H21ZM86 258V259H87ZM165 258V257H164ZM82 259V258H81ZM160 259V258H159ZM219 259V258H218ZM217 259V260H218ZM241 259H244V258H241ZM246 259V258H245ZM22 260H23V258H22ZM77 260H78V258H77ZM148 260V259H147ZM220 260V259H219ZM225 260V259H224ZM229 260V259H228ZM21 261V260H20ZM88 261V259L85 261V262H89ZM178 261V260H177ZM216 261V260H215ZM243 261H247V260H243ZM27 262V261H26ZM25 262V263H26ZM77 262V261H76ZM90 262V263H91ZM160 262V261H159ZM180 262V261H179ZM185 262V261H184ZM225 262H227L226 264H232V263H238V262H241V260L238 258L237 260L236 259H232V260H229V262L228 261H225ZM113 263V262H112ZM115 264L116 263H118V262H114ZM190 263V262H189ZM17 264V263H16ZM27 264H28V262H27ZM38 264H41V261L40 260H38ZM75 264V263H74ZM149 264V263H148ZM160 264V263H159ZM177 264H179V263H177ZM188 264V263H187ZM190 264H192V263H190Z\"/></svg>",
    "mask_w": 264,
    "mask_h": 264
}]
</instances>
